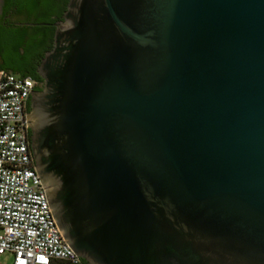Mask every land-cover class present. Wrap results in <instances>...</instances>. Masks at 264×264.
<instances>
[{"label": "water", "instance_id": "obj_1", "mask_svg": "<svg viewBox=\"0 0 264 264\" xmlns=\"http://www.w3.org/2000/svg\"><path fill=\"white\" fill-rule=\"evenodd\" d=\"M24 113L86 264H264V0H66Z\"/></svg>", "mask_w": 264, "mask_h": 264}, {"label": "built area", "instance_id": "obj_2", "mask_svg": "<svg viewBox=\"0 0 264 264\" xmlns=\"http://www.w3.org/2000/svg\"><path fill=\"white\" fill-rule=\"evenodd\" d=\"M34 81L0 70V253L9 264H81L60 237L33 168L25 116Z\"/></svg>", "mask_w": 264, "mask_h": 264}, {"label": "flooded vegetation", "instance_id": "obj_3", "mask_svg": "<svg viewBox=\"0 0 264 264\" xmlns=\"http://www.w3.org/2000/svg\"><path fill=\"white\" fill-rule=\"evenodd\" d=\"M64 7L62 8V10L64 9ZM61 12L57 18H53L52 21H45L43 23L50 24L53 21L58 20L61 16ZM31 19L32 18L26 15L23 9H20L17 6L15 0H0V32L5 33L12 39L11 44L8 45L6 49L0 48V64L9 69H16L25 72L26 75L24 76H27L34 81V85H33L34 87L36 86L35 81H41V78L39 77L37 72L33 71V69L35 68V62L39 60L43 51L49 48L51 39L49 40L48 48L42 49L40 54H37L36 52L35 53L29 52L28 54H25L23 50V45L25 44V41L29 35V30L27 29V26L30 25L27 24L33 22ZM16 41H17L16 45L12 44ZM13 45H15L14 48H10ZM27 105H28V99H27ZM27 139H28V129H27ZM28 147H29V139H28ZM78 260L80 262V260L82 259L78 258Z\"/></svg>", "mask_w": 264, "mask_h": 264}, {"label": "trees", "instance_id": "obj_4", "mask_svg": "<svg viewBox=\"0 0 264 264\" xmlns=\"http://www.w3.org/2000/svg\"><path fill=\"white\" fill-rule=\"evenodd\" d=\"M66 0H15V3L20 9H23L33 22H45L52 21L53 18H57L62 8L65 5ZM29 30L28 38L23 45L25 54L29 52L40 54L41 50L48 48L49 40L51 39L52 26L50 25H30L27 26ZM11 38L3 32H0V48L6 49L11 44ZM17 44V41L12 43ZM10 48H14V46ZM0 70L8 71L20 76L26 75L25 72L9 69L0 64ZM28 106L26 105V109ZM81 264H85L83 260H80Z\"/></svg>", "mask_w": 264, "mask_h": 264}, {"label": "rangeland", "instance_id": "obj_5", "mask_svg": "<svg viewBox=\"0 0 264 264\" xmlns=\"http://www.w3.org/2000/svg\"><path fill=\"white\" fill-rule=\"evenodd\" d=\"M11 262V254L8 251L0 253V264H9Z\"/></svg>", "mask_w": 264, "mask_h": 264}]
</instances>
